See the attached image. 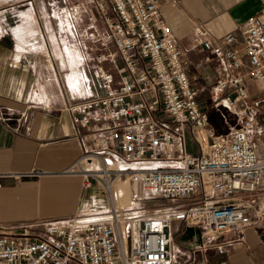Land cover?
Returning <instances> with one entry per match:
<instances>
[{
  "label": "built area",
  "instance_id": "2783aa9c",
  "mask_svg": "<svg viewBox=\"0 0 264 264\" xmlns=\"http://www.w3.org/2000/svg\"><path fill=\"white\" fill-rule=\"evenodd\" d=\"M84 8L92 29L84 40L99 52L88 72L95 91L65 109L92 129L91 146L65 173H78L84 191L98 186L105 203L42 222L39 234L0 230V264H191L227 244L221 238L264 230V9L240 34L191 29L217 61L211 95L228 126L218 133L155 0H84ZM116 180L131 185L128 208L114 201ZM151 199L168 205L146 209ZM181 224L192 230L184 246L173 234Z\"/></svg>",
  "mask_w": 264,
  "mask_h": 264
},
{
  "label": "crops",
  "instance_id": "0c3cea01",
  "mask_svg": "<svg viewBox=\"0 0 264 264\" xmlns=\"http://www.w3.org/2000/svg\"><path fill=\"white\" fill-rule=\"evenodd\" d=\"M155 1L158 18L172 28L188 62L193 87L210 95L206 110L220 112L211 95L217 61L193 43L191 29L199 24L216 35L240 34L246 20L262 12L264 0ZM89 27L84 0H0V209L39 198L42 223L68 220L90 203L104 204L103 194L86 197L78 173H65L91 146L92 129L74 125L65 109L67 99L95 91L88 72L99 52L88 50ZM5 217L0 215V230L14 231L5 228ZM219 242L227 244L197 253L191 264H264V230L251 228L240 240Z\"/></svg>",
  "mask_w": 264,
  "mask_h": 264
},
{
  "label": "rangeland",
  "instance_id": "374dc122",
  "mask_svg": "<svg viewBox=\"0 0 264 264\" xmlns=\"http://www.w3.org/2000/svg\"><path fill=\"white\" fill-rule=\"evenodd\" d=\"M26 21H18V25L20 26V28H26L27 26L25 25ZM27 36V35H25ZM30 37V36H29ZM44 52L45 50L43 49L40 53H39V61H42L44 58ZM52 57L53 54H51ZM198 101L200 102L201 106H203L205 109L206 107L208 108V106L210 105V103L212 102L210 99V95L208 93L205 92H200L198 93ZM215 105V104H214ZM216 109V108H215ZM229 123H232L230 121H228ZM188 148L190 151L192 152H196V145L192 142V141H188ZM130 192L128 193H119L121 197L126 198L127 200L131 199L130 203H132V197H131V185L129 184V189ZM99 188L98 186H93L92 188H90L89 190H87L86 192V197L88 199L91 198H96L98 197L101 193L99 192ZM35 197V196H34ZM182 201L179 200L176 203H181ZM132 204L128 205L131 206ZM142 205L146 208V209H154L157 207H161V206H166L168 205L167 202H165L164 200H147V201H143ZM42 204L39 198L36 199H32V200H20L17 201L15 203H12L10 205L7 206V208H2L0 209V215L4 214L5 217V228L6 229H13L15 232H22L24 229H28L30 230V232L32 234H39L43 227L42 224L40 223L41 221V213L42 212ZM127 206V207H128ZM192 232L190 230H187L184 226V224L180 225V228L177 231L173 230V234H174V240L176 245L179 244L181 246L186 245L185 241H182V236H187L188 234ZM176 233V234H175ZM186 247V246H185ZM182 259H178V263H181ZM176 264V263H175ZM197 264V263H194Z\"/></svg>",
  "mask_w": 264,
  "mask_h": 264
},
{
  "label": "bare ground",
  "instance_id": "6f19581e",
  "mask_svg": "<svg viewBox=\"0 0 264 264\" xmlns=\"http://www.w3.org/2000/svg\"><path fill=\"white\" fill-rule=\"evenodd\" d=\"M128 189H129V182L127 180H116L112 185V193L111 194H112L114 201H115V203L119 209L128 208V207H130L128 205L133 203V202L130 203L131 199L127 200L126 198L121 197L119 194L122 192L123 193H127V192L129 193L130 190L128 191ZM131 197H132V195H131ZM104 203H105V200H104ZM136 232H138L137 227H136Z\"/></svg>",
  "mask_w": 264,
  "mask_h": 264
},
{
  "label": "trees",
  "instance_id": "16d2710c",
  "mask_svg": "<svg viewBox=\"0 0 264 264\" xmlns=\"http://www.w3.org/2000/svg\"><path fill=\"white\" fill-rule=\"evenodd\" d=\"M210 118L212 123L215 125L218 133H224L227 131L228 126L226 124V120L222 117L220 112L212 111L210 112ZM227 120L230 122H234V117L231 115H227Z\"/></svg>",
  "mask_w": 264,
  "mask_h": 264
},
{
  "label": "water",
  "instance_id": "95a60500",
  "mask_svg": "<svg viewBox=\"0 0 264 264\" xmlns=\"http://www.w3.org/2000/svg\"><path fill=\"white\" fill-rule=\"evenodd\" d=\"M190 231H192L191 229H190ZM191 233V232H190Z\"/></svg>",
  "mask_w": 264,
  "mask_h": 264
}]
</instances>
